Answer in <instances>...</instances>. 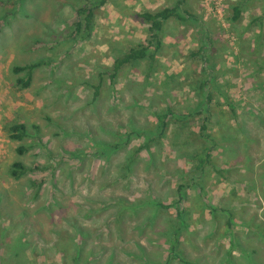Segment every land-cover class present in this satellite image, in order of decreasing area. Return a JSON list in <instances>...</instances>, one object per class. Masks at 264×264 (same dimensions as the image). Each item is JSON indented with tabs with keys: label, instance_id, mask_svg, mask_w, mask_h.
Returning <instances> with one entry per match:
<instances>
[{
	"label": "rangeland",
	"instance_id": "1",
	"mask_svg": "<svg viewBox=\"0 0 264 264\" xmlns=\"http://www.w3.org/2000/svg\"><path fill=\"white\" fill-rule=\"evenodd\" d=\"M1 1L6 4L0 6V264H264V18L258 20L264 0H187L201 26L213 33L217 56L206 66L216 72L204 67L198 77L190 75L203 64L189 56L202 42L199 25L170 21L160 36L157 71L144 81L139 68L125 69L117 88L105 82L96 100L82 81L111 67L128 42L148 39L131 15L174 0L110 1L96 14L92 39L73 45L60 37L82 0ZM231 4L242 6L236 27L229 24ZM39 40L59 46L37 48ZM49 60L51 65L32 71L28 89L13 84L11 68ZM201 75L223 112L221 124L211 128L218 147L214 162L224 169L234 163L235 170L222 179L207 168L203 192L184 191L181 206L188 204V214L177 247L180 261L161 236L175 211L140 205L155 198L174 203L176 188L186 181L181 175L191 168L183 158L189 142L198 146L202 140L194 141L187 135L192 128L172 121L151 145L152 157L142 151L130 173L117 165L143 143L133 139L122 148L131 123L150 127L152 109L165 106L176 115L190 112ZM7 122L24 124L29 136L10 140ZM20 145L26 148L22 156L16 153ZM16 161L44 169L15 181L7 170ZM38 179L44 184L35 198L31 181Z\"/></svg>",
	"mask_w": 264,
	"mask_h": 264
},
{
	"label": "trees",
	"instance_id": "2",
	"mask_svg": "<svg viewBox=\"0 0 264 264\" xmlns=\"http://www.w3.org/2000/svg\"><path fill=\"white\" fill-rule=\"evenodd\" d=\"M82 1L84 2V5L75 8L74 10V20L69 23L66 22L67 31L65 30V35L60 37L61 43L71 42V45H73L79 41L91 40L96 14L100 10V8H102L108 2H112L114 0ZM5 4L6 2L0 0V6H4ZM226 11L228 10H225V12ZM230 11L232 15L231 17H229V24H231V26L236 27L237 24L240 23L242 6L231 4ZM263 16L264 11L262 13L261 18H259L258 20L262 21ZM131 18L134 20H138L142 23V25H144L146 33L148 35V39L143 42H128V48L124 51H120L117 56H114L111 67H102L100 71H98V73L94 75L95 77L92 78V80L82 81V86L91 89L93 100H96L99 97V95L101 94L100 88L105 82H108V84L114 91L117 88L119 79L124 78L122 74L125 69L129 68L135 70L139 68L144 73V81H146L151 74L157 71V61H154L156 57L163 56V54L160 53L162 47V38L160 36L163 33L164 27L170 21H176L177 23L179 22L182 25L189 22L193 23V25L195 24L196 26L199 25V30L197 33L199 34V38L202 37V42L199 39L201 44L199 45V47H197V51L191 52L189 56L191 59H196L198 61L203 62V64H201L200 70L197 69L198 71L196 69L190 70L192 72H190V75L192 74L194 75V77H198L199 74H201V68L204 67L205 70L209 69L212 74L216 72L215 68H212L214 66L208 68L206 66L208 64H211L213 56H217L214 51L215 40H213L212 38L213 33L209 29H206L207 26H205V24L201 26L200 21L202 18L197 15L192 6L188 5L187 0H174L173 5H170L169 7L160 8L155 11H145L142 13L136 12L131 15ZM253 21L254 20H252V22ZM252 40L253 38L251 39V41ZM36 45L37 48H48L47 50H53L57 46H59V42H45L39 40L36 41ZM213 53H215V55ZM50 62L51 60H49L48 63H46V61H41L24 66H14L10 70V73L15 77V79H13V84L21 90L28 89L32 83V71L41 66H46L47 64L51 65ZM262 69L263 67L260 66L257 71ZM22 73H24L23 77L19 76ZM200 78L201 81L195 82V85L198 88L197 93H195L196 105L190 112H183L180 113V115H176L174 109L170 108L169 106H165V109L161 111H155L152 109L151 112L153 116V122L151 123L150 127H142L136 125V123H131L132 126H130L129 130L126 131V134H124L123 136L126 138L125 142L127 144L122 145V148L127 147L128 143L133 139L141 140L143 143L139 145V147H137L135 150H131L133 151V153L130 154V157H128L126 163L117 165L118 167L124 168L126 171H128V173H130L132 167L137 162V156L142 151H146V153H149L152 157L151 145H153L157 141H160L161 138L166 135L169 130L170 123H172V121L178 122L183 130H185L186 128H192V131H189L187 135L190 138H194V141L195 137L199 138V140H202V144L198 146H195L191 144V142H189V150L186 151V156H184L183 158H187V162L191 163V168L185 173L183 172L181 175L182 177L185 176L183 177V179H186V181L185 183L180 184L176 188L174 192V195L176 197L174 203L162 204L158 198H155L158 201L150 200L140 205V207L144 205H150L151 207L155 208V211H162L163 213L169 212L170 210L175 211L173 215L174 217H170V223L172 225L170 226V230L167 229L168 231H164L161 236L166 237L165 243L169 247L170 255L176 256L177 258H179L180 261V253L177 252V247L179 245V238L181 237L182 232L185 231V220L188 214V211L186 210L188 204H185V209L181 206L183 203H185L183 194L184 191L193 188L196 189L195 187H198L200 189V193H202V180L205 176L207 168L208 170L213 171L214 174H216L219 178L222 179L226 178L231 173L233 174L235 170L234 163H230V168L224 169L214 162V157L212 156V153L215 152L218 147L217 144H215L216 135H214V132L211 130V128L215 125H218V123L221 124L218 120V116L222 115L223 112L220 109V103H216L213 100V96L211 95V93L208 92L205 88V86L208 84V81L205 79V77H202V75ZM61 82L62 84H64V81ZM229 107L230 111L232 112V115L235 116V108L231 105ZM7 123L8 124L5 125V130L10 140L22 142L25 138L29 136L27 133V128L24 124L17 122ZM35 130H37V127H35ZM174 139L176 140L177 138L174 137ZM97 145L98 147L100 146V148H106L109 151H119L121 149L120 145L104 144L105 147H102V144L96 143V146ZM25 151L26 148L22 145L16 148V153L19 156H22ZM150 162L152 163V158L150 159ZM215 165L218 166L215 167ZM33 168L27 167L23 162L16 161L10 165L7 170V174L13 180L19 181L30 172L44 169H39V167L37 166ZM43 184L44 180L42 179L31 181L32 187L37 188L35 192V198L38 197ZM198 199H200L199 196ZM130 208H134V205H132ZM137 208H139V206H137ZM213 210L215 209H210L211 213ZM223 212L227 213L226 210ZM117 213L118 216H121L122 210L119 209ZM228 226H230V222H228ZM61 237L66 238L65 236ZM242 252L244 253L245 251ZM245 253L249 255L250 253L254 254L255 251ZM76 259H78V257Z\"/></svg>",
	"mask_w": 264,
	"mask_h": 264
},
{
	"label": "crops",
	"instance_id": "3",
	"mask_svg": "<svg viewBox=\"0 0 264 264\" xmlns=\"http://www.w3.org/2000/svg\"><path fill=\"white\" fill-rule=\"evenodd\" d=\"M135 1H136V2H137V1H139V2H140V0H135ZM263 11H264V7H263V9H262V13H263ZM262 13H261V15L258 17V19H259V18H261V16H262ZM130 15H131V14H129V16H130ZM252 17H253V16H252ZM263 18H264V17H263ZM131 19H132V18H131ZM135 21L137 22L138 20H135ZM138 22H139V21H138ZM140 23H141V22H140Z\"/></svg>",
	"mask_w": 264,
	"mask_h": 264
}]
</instances>
